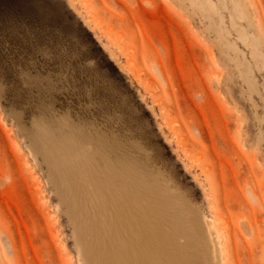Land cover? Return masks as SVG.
Masks as SVG:
<instances>
[{
	"label": "rangeland",
	"instance_id": "1",
	"mask_svg": "<svg viewBox=\"0 0 264 264\" xmlns=\"http://www.w3.org/2000/svg\"><path fill=\"white\" fill-rule=\"evenodd\" d=\"M1 1L0 264H102L107 166L197 264H264V0Z\"/></svg>",
	"mask_w": 264,
	"mask_h": 264
},
{
	"label": "bare ground",
	"instance_id": "2",
	"mask_svg": "<svg viewBox=\"0 0 264 264\" xmlns=\"http://www.w3.org/2000/svg\"><path fill=\"white\" fill-rule=\"evenodd\" d=\"M105 168L93 186L95 217L111 206L113 231L95 236L102 264H197L196 244L187 240L177 247L172 242L177 228L171 236L161 230L167 209L176 202L163 186L147 185L124 169ZM151 217L156 218V228L148 224Z\"/></svg>",
	"mask_w": 264,
	"mask_h": 264
},
{
	"label": "trees",
	"instance_id": "3",
	"mask_svg": "<svg viewBox=\"0 0 264 264\" xmlns=\"http://www.w3.org/2000/svg\"><path fill=\"white\" fill-rule=\"evenodd\" d=\"M2 1L0 0V3H1ZM4 3V2H3Z\"/></svg>",
	"mask_w": 264,
	"mask_h": 264
}]
</instances>
